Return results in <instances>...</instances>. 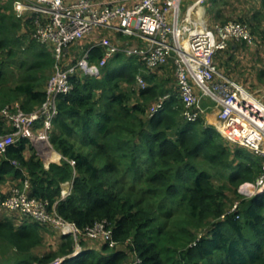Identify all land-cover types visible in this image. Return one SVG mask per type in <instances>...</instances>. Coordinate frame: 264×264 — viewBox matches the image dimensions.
<instances>
[{
	"label": "trees",
	"instance_id": "16d2710c",
	"mask_svg": "<svg viewBox=\"0 0 264 264\" xmlns=\"http://www.w3.org/2000/svg\"><path fill=\"white\" fill-rule=\"evenodd\" d=\"M34 19L18 18L0 3V130L7 123L4 107L31 111L45 99L54 58L51 45L35 36ZM249 26L255 41L263 39ZM100 57L101 49L93 47L89 60ZM166 64L149 69L138 57L120 53L98 75L72 77L70 92L58 97L49 132L62 157L48 168L27 138L0 153V182L9 177L11 186H21L28 180L31 197L55 205L82 230L99 221L111 228L114 246L102 241L93 247L80 237L82 250L60 264H130L133 255L137 264H264V193L229 211L234 200L226 190L254 181L260 158L231 146L204 116L185 120L175 78L174 84L165 81L173 70ZM213 176L222 181L218 186ZM69 180L71 192L60 199L61 184ZM46 226L7 212L0 218V241L13 247L12 258L0 264H45L71 253V235H61L52 254L31 251Z\"/></svg>",
	"mask_w": 264,
	"mask_h": 264
},
{
	"label": "built area",
	"instance_id": "2783aa9c",
	"mask_svg": "<svg viewBox=\"0 0 264 264\" xmlns=\"http://www.w3.org/2000/svg\"><path fill=\"white\" fill-rule=\"evenodd\" d=\"M185 0H133L131 4L94 0H14L13 9L18 18L33 14L35 36L51 45L54 58L53 72L45 87V99L31 111L18 104L6 106L2 114L7 120L0 130V153L21 138H27L47 152L49 132L57 115L58 97L70 92L71 78L76 75L95 76L117 54L138 57L147 68L173 63V75L178 98L182 103V116L195 121L205 116V98L215 111L213 125L229 143L239 145L260 158V170L254 181L239 185L245 198L264 193V101L248 91L242 84L225 76L217 67V54L226 49L230 40L255 44L254 35L245 24L227 21L207 27L191 17L194 4L182 14ZM204 0H195L201 3ZM100 29L107 32L87 49H80L84 36ZM93 47L101 49V57L89 60ZM138 84L145 87L142 77ZM169 93L160 96L150 108L153 115L162 106ZM45 151V154H46ZM40 152V151H39ZM44 154V155H45ZM71 164L73 162L71 161ZM60 191V199L71 192ZM6 212H16L49 225L61 235H71L74 247L71 253L57 257L60 264L66 257H75L82 247L80 237L109 242L113 246L111 228L105 221L95 222L84 230L60 216L55 205L29 195V182L10 187L2 200ZM237 208L234 204L229 211ZM134 256L130 264H137Z\"/></svg>",
	"mask_w": 264,
	"mask_h": 264
},
{
	"label": "crops",
	"instance_id": "0c3cea01",
	"mask_svg": "<svg viewBox=\"0 0 264 264\" xmlns=\"http://www.w3.org/2000/svg\"><path fill=\"white\" fill-rule=\"evenodd\" d=\"M14 0H0L3 5H9L13 8ZM97 4H105L108 2H118L122 4H131L133 0H94ZM230 0H204L201 3H196L195 0H185L182 4V14L186 11L187 7L194 4L191 9V17L202 22L207 27H212L216 23H222L226 18H230L232 15L238 14V20H243L253 25L256 30L262 35L263 39L255 41V45L247 48L244 43H237L235 40H230L226 49L220 51L215 62L218 69L227 77L236 80L242 84L248 91L256 95L258 98L264 100V5L262 0H236L238 2V12L234 13L232 7L229 4ZM242 1V3H241ZM14 10V9H13ZM234 13V14H233ZM235 20L234 18H232ZM221 20V22H216ZM237 20V19H236ZM237 20V21H238ZM215 21V22H214ZM240 21V22H241ZM214 22V23H213ZM225 22V21H224ZM104 30L97 29L89 35L84 36L80 41V49L89 48L92 43L100 36L106 34ZM166 66L173 69V63L170 60ZM168 67H165L164 71ZM161 70H157V78H161ZM173 71V70H172ZM167 72H169L167 70ZM171 73V71L169 72ZM209 101V100H208ZM211 103V101H210ZM209 104V103H208ZM210 117L204 116L208 123H212L215 120V111L211 103ZM206 107V103L204 105ZM208 112V109H207ZM206 115V114H205ZM58 158L59 155L57 154ZM52 159L49 162H52ZM4 188H2L0 194H4L9 189L10 179L6 177L4 180ZM67 189L65 185L61 184V190ZM60 190V191H61ZM1 198V197H0ZM60 232H57L52 237V241L58 245L60 243ZM88 245H95L94 242L87 241ZM95 247V246H93Z\"/></svg>",
	"mask_w": 264,
	"mask_h": 264
},
{
	"label": "rangeland",
	"instance_id": "374dc122",
	"mask_svg": "<svg viewBox=\"0 0 264 264\" xmlns=\"http://www.w3.org/2000/svg\"><path fill=\"white\" fill-rule=\"evenodd\" d=\"M241 3H242V1H241ZM229 4L232 7V11H234V13H237L238 10H239L238 9L239 8L238 7V2H236V0H230L229 1ZM239 17H241V16H239L238 14H236V16L232 15L230 18H226V20H224V21L225 22L230 21V20L237 21ZM232 18H234L235 20H233ZM243 20H245V19H243ZM243 20L241 21L242 24H245L248 27V29L253 32V29L249 26V24L246 21H243ZM224 21H222V23H225ZM216 22H221V20H217ZM237 22H240V21L238 20ZM222 23H216V24H222ZM237 43H244V45H246L247 48L251 47L252 45H255V44H252V45L251 44H248V43H246L244 41H237ZM81 50H83V48H81ZM168 75L169 74H166L165 75L166 78H168L165 81L167 83H169V84H174L173 83L174 82V80H173V78H174L173 71H172V73H170L169 77H168ZM159 84H160V82H159ZM262 101H264V100H262ZM205 103H206V115L205 116L207 118L210 115V113H211V105H210L211 103H210V101L207 100V98H205V100L203 101V105H205ZM207 109H208V112H207ZM30 143H31V146L33 147V150L36 153V155L39 158L42 159V162H43L45 168H48L49 164L52 163V162H58L61 159V157H62L61 154L54 148V146L52 145L51 142H50V147L48 149L49 152H47L43 148H40V146L38 148L36 146V144H33L31 141H30ZM230 145L233 146L234 144H231L230 143ZM45 151L47 152V156L45 154ZM57 154L59 155V158H58ZM52 159H54V160L52 162H49ZM70 181L71 180L65 181V182L62 183V185H65L67 187V189H68V183L67 182H69V185H70ZM211 181H212V183L215 186H218V184L222 182V181H220L218 178H216L214 176L211 177ZM4 183H5L4 181H1L0 182V192H1L2 188L5 187L4 186ZM9 185H10V183H9ZM226 190H227V194L230 196V198L232 200H234L233 203H232V205H231V207L234 204H237L238 205L242 199H248V198H245L243 196V194H241V192L239 191V186L236 187V188L229 187ZM8 192H9V190H8ZM1 196H2V194H0V197ZM5 215H7V212L4 210V208L2 206V199L0 198V218H2ZM55 233H57L56 230H54L53 228H51L49 226H46L45 231L44 232L43 231H40V233H39L41 235V241H40V243H38L37 245H35L34 247H32L31 251L35 255H37L38 257L46 256L48 254H52V253L56 252L58 250V247L59 246H58V244L56 242H54V240L52 241V237L54 236ZM88 240H90L91 242L96 241V244L95 245H92V246H95V247H98L101 244V241L100 240H94V239H89V238H88ZM4 244H5V242H1L0 241V259L1 258H2L1 260L11 259L12 258L11 254H12L13 247L10 246V245H4ZM116 247L124 249V245L123 244H117ZM55 259L56 258H54V259L46 262L45 264H55L54 263ZM133 259H134V255L133 256H130V258L128 259V262H131ZM36 264H39V263L36 262Z\"/></svg>",
	"mask_w": 264,
	"mask_h": 264
},
{
	"label": "bare ground",
	"instance_id": "6f19581e",
	"mask_svg": "<svg viewBox=\"0 0 264 264\" xmlns=\"http://www.w3.org/2000/svg\"><path fill=\"white\" fill-rule=\"evenodd\" d=\"M46 156H47V152H46Z\"/></svg>",
	"mask_w": 264,
	"mask_h": 264
}]
</instances>
